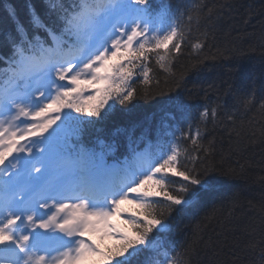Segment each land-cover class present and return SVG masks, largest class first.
I'll list each match as a JSON object with an SVG mask.
<instances>
[{
	"label": "snow or ice",
	"instance_id": "1",
	"mask_svg": "<svg viewBox=\"0 0 264 264\" xmlns=\"http://www.w3.org/2000/svg\"><path fill=\"white\" fill-rule=\"evenodd\" d=\"M205 7L45 0L43 13L28 5L26 21L8 8L13 26L0 68V264H191L196 249H178L171 235L179 226L171 222L213 194L204 177L219 168L214 140L204 143L207 125L220 122L222 109L227 127L241 107L256 108L259 118L248 121L247 135L251 143L257 135L264 142V99L257 106L255 91L234 93L231 111L205 105L195 127L188 106L177 100L175 110L188 120L178 135L170 110L153 127L115 128L104 139L97 125L108 122L117 103L132 102L134 79L151 83L153 57L174 78L168 91L182 89L186 72L173 68L193 25L212 24L213 8ZM203 37L191 44L193 52L203 50L207 30ZM93 130L96 140L86 144ZM228 132L239 151L241 131ZM123 140V159L109 163ZM123 202L135 205L125 226L113 223L127 213ZM257 211L259 223L231 243L217 242L213 255L225 257L217 264H264V204Z\"/></svg>",
	"mask_w": 264,
	"mask_h": 264
},
{
	"label": "trees",
	"instance_id": "2",
	"mask_svg": "<svg viewBox=\"0 0 264 264\" xmlns=\"http://www.w3.org/2000/svg\"><path fill=\"white\" fill-rule=\"evenodd\" d=\"M166 2L172 6L203 3L206 6L205 11L209 7L213 8L212 24L207 19H202L198 27L193 25L192 32L185 39L181 54L175 62L173 71L177 75L186 72L183 87L177 91H168L174 86V78L162 71L153 57L149 62L152 70L151 83L142 84L143 77L133 83L136 96L132 102L126 106L117 103L108 122L97 125L104 129L99 134L101 139L115 128H128L133 124L141 128L153 127L164 110L172 111L176 115V120L172 122L179 124L182 121V129H186L187 118L174 108L177 100L188 106L195 127V120L205 105H227V110L231 111L236 104L237 97L234 93L243 95L244 92L255 91L257 106L264 99L260 92V87L264 84V0ZM29 4L37 11L44 12L45 0H0V67L4 66L3 61L9 55L6 37L13 26L7 17V10L15 7L20 18L26 21ZM206 30L209 38L203 50L199 53L193 52L191 44L197 39L203 40ZM196 61L202 63L193 67ZM253 116L259 118L256 108L245 112L241 107L235 114V125L222 127V109L220 122L215 125L209 122L207 125L204 143L214 140L216 152L213 159L219 168L204 177L212 186L213 194L195 207L176 214L171 222L173 228L177 224L179 226L171 235L178 249H196L192 254L191 264H217L218 259L223 261V253L219 257L213 255L219 251L217 242L231 243L241 236L246 227L259 223L257 210L264 204V183L260 182V178L264 177V142H261L259 135L252 138L255 143L249 142L248 121ZM229 127H236L241 131L243 139L239 151L234 150L237 147L236 136L234 132L229 134ZM140 130L138 128L137 135ZM96 136L94 130L85 135L89 142L95 141ZM184 144L189 146L187 142ZM171 179L178 180L175 177ZM174 187H178V183ZM228 264L232 262L228 261Z\"/></svg>",
	"mask_w": 264,
	"mask_h": 264
},
{
	"label": "rangeland",
	"instance_id": "3",
	"mask_svg": "<svg viewBox=\"0 0 264 264\" xmlns=\"http://www.w3.org/2000/svg\"><path fill=\"white\" fill-rule=\"evenodd\" d=\"M126 204H127L128 206H133V204H129V203H127V202H126Z\"/></svg>",
	"mask_w": 264,
	"mask_h": 264
}]
</instances>
